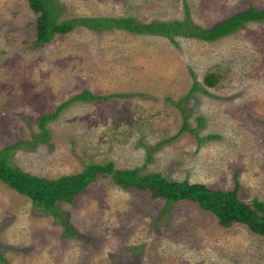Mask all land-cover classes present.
Listing matches in <instances>:
<instances>
[{
	"label": "rangeland",
	"instance_id": "1",
	"mask_svg": "<svg viewBox=\"0 0 264 264\" xmlns=\"http://www.w3.org/2000/svg\"><path fill=\"white\" fill-rule=\"evenodd\" d=\"M57 2L62 18L130 16L146 23L187 15L201 28L248 6L264 7V0ZM33 38L25 0H0V149L39 135L37 119L83 89L108 98L63 108L46 123L43 141L10 153L12 165L54 179L110 161L219 190L232 189L236 179L240 200L264 201V20L212 42L83 27L36 47ZM208 71L219 73L212 87L202 85ZM191 76L204 92L183 99ZM184 116L187 129L177 134ZM206 135L215 137L196 141ZM57 206L83 240L63 235L56 218L0 182L6 264H264V239L244 226L222 227L187 201L160 216L163 200L122 189L107 176Z\"/></svg>",
	"mask_w": 264,
	"mask_h": 264
},
{
	"label": "trees",
	"instance_id": "2",
	"mask_svg": "<svg viewBox=\"0 0 264 264\" xmlns=\"http://www.w3.org/2000/svg\"><path fill=\"white\" fill-rule=\"evenodd\" d=\"M27 7L34 14L33 46L49 42L54 35H62L76 27L88 30H122L131 34L159 35L168 40L175 37L193 38L204 42H212L228 36L239 30L245 23L261 22L264 20V7L257 9L248 6L228 17L214 23L208 28H201L192 23L186 15L183 20L171 22L150 21L140 23L130 16H72L62 18L63 7L57 0H25ZM219 80V73L205 72L202 85L212 87ZM196 91L204 90L191 76V83L183 99ZM106 96L91 94L88 90H81L70 98L59 103L52 112L42 114L37 119L39 135L30 141H18L0 149V182L14 192L25 196L33 210L56 218L63 229V235L83 240L74 232L63 219V213L57 203H71L84 188L97 176L109 177L111 182L122 189H133L145 192L151 199L163 200L160 216L172 208L174 203L187 201L196 204L201 210L210 213L217 224L229 227L234 224L242 225L246 230L264 239V201L252 199L244 202L238 198V182L234 179L230 190H219L205 186L202 183H189L187 180H172L157 172L141 173L137 168H114L110 161L94 164L90 163L75 174L58 176L54 179L38 177L20 170L9 162L12 151L21 145H34L43 141L46 136L45 125L56 118L59 112L73 102H88L92 100H106ZM180 101L177 103L179 107ZM200 121L199 118H197ZM187 129L185 116L177 132ZM194 133V130L188 129ZM195 134V133H194ZM214 135H206L196 141L213 139ZM172 140V137L163 141ZM156 144L155 146H158ZM235 176V175H234ZM85 240V239H84ZM0 263L6 264L0 255Z\"/></svg>",
	"mask_w": 264,
	"mask_h": 264
}]
</instances>
